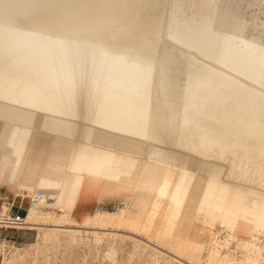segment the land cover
I'll return each instance as SVG.
<instances>
[{"label":"rangeland","instance_id":"1","mask_svg":"<svg viewBox=\"0 0 264 264\" xmlns=\"http://www.w3.org/2000/svg\"><path fill=\"white\" fill-rule=\"evenodd\" d=\"M27 17L41 18L20 31L21 39L16 36L10 45L0 49L1 64L22 59L30 64L42 61L45 67L70 69L79 78L108 82L119 89L129 80L136 83L160 78L163 58L179 54L173 43L188 40L189 46L200 47L226 32L259 38L264 34V0H0V23L15 20L11 28L19 30ZM224 20V26L220 25ZM168 25L174 33L172 44L161 43ZM175 65L174 74L180 69L178 62ZM69 76L70 73L60 75ZM179 77L175 81H180ZM205 77L201 75L193 83L190 78L184 79L189 84L188 92L194 91ZM219 81L223 83L222 78ZM226 89L224 83L208 87L198 104L205 108L215 98L221 100L211 108L220 113L214 126L221 132L227 122L242 118L245 109L241 99H221ZM255 115L247 124L264 119L261 114ZM244 124L235 122L231 129H241ZM250 137L256 139L255 135ZM54 153L57 159L64 160L63 164L70 159L69 151L54 148L47 160L57 162L51 157ZM63 164L59 169L66 167ZM52 166L50 162L42 165L35 181L6 171L14 185L15 202L26 210L28 204L30 207L21 222L11 225H34L35 229L22 233L32 237L30 241L0 238V264H264V214L259 219L251 216L246 223L232 217L238 208L240 216H250L252 203L264 200V190L250 182L238 184L220 179L216 173L223 168L207 174L205 180L207 185L220 180L222 191L215 203L214 194L208 195L206 188L198 190L203 178L195 174V189L190 182L174 201L153 192L134 191L124 183L107 185L104 181L99 188V179L96 186L78 192L67 203L56 204L57 194L48 189L46 200L35 205L31 197L35 192L43 196L42 188L62 183L59 180L51 184L46 179L44 171ZM5 199L11 201L9 197ZM5 205L2 203L0 218L5 217ZM197 207L217 212L221 221ZM31 213L36 214L32 222L27 220ZM102 213L111 214L113 220L100 228L91 221Z\"/></svg>","mask_w":264,"mask_h":264},{"label":"bare ground","instance_id":"2","mask_svg":"<svg viewBox=\"0 0 264 264\" xmlns=\"http://www.w3.org/2000/svg\"><path fill=\"white\" fill-rule=\"evenodd\" d=\"M36 18H25L19 30L11 28L15 20L0 23V49L16 36L21 39L20 31L41 17ZM225 21L220 25L224 26ZM161 38V43L172 42L174 33L169 25ZM173 45L179 54L163 58L160 78L136 83L129 80L123 89L89 77L79 78L70 69L45 67L42 61L0 63V175L15 171L35 181L41 166L50 162L53 166L44 171L46 179L51 184L59 180L62 183L42 188L44 195L32 198L35 205L46 200L48 189L57 194L56 204L67 203L78 192L92 189L99 179V188L104 181L107 185L124 183L134 191L153 192L174 201L195 176L180 163L188 153L204 160L202 171L206 176L228 162L227 176L238 172V184L250 182L264 190V119L247 124L256 113L264 118V39L226 32L208 46H189L188 40ZM176 62L180 69L174 74ZM65 73L70 76L61 78ZM201 75L206 80L188 92L189 84L184 79L190 78L193 83ZM178 77L181 80L175 81ZM220 78L227 87L221 99H241L245 107L242 118L227 122L224 132L214 126L220 113L211 109L221 100L215 98L205 108L198 106L204 97L202 92L223 84ZM238 121L246 125L232 130ZM54 148L69 151L65 168L59 169L64 160L57 159L56 153L51 157L57 162L47 160ZM198 176L202 178V174ZM202 182L206 193L215 195L212 202H218L220 180L209 181L208 185L205 181L199 184ZM191 186L195 189V183ZM252 206L250 216H240L238 208L232 217L244 223L251 216L262 217L264 200ZM35 216L31 213L27 220L32 222ZM110 220L111 214L102 213L91 223L101 228Z\"/></svg>","mask_w":264,"mask_h":264},{"label":"crops","instance_id":"3","mask_svg":"<svg viewBox=\"0 0 264 264\" xmlns=\"http://www.w3.org/2000/svg\"><path fill=\"white\" fill-rule=\"evenodd\" d=\"M262 38L264 39V35L262 34ZM194 157V156H193ZM190 156V154L185 155V160H181L182 165H186L193 173L195 174H202V181L206 180V175L203 174V163L204 160L200 158H193ZM227 165H224L223 171L216 173V175H219V178L226 181L231 182H241V180L238 178L239 173L235 172L233 176H227L228 169L230 163L226 162ZM226 167V169H225ZM198 169V172L196 173L195 170ZM225 175V176H224ZM203 183V182H202ZM202 183L198 185V190L200 191L202 188ZM13 182L8 177V172L4 173L3 175H0V210L2 208V203H6V209H5V217L0 218V238L5 239H11L16 242H23V241H30L32 240V237L28 235H23L24 232H33L35 229V226L32 225L31 227H14L9 223V219L19 215L20 217L25 218L28 215L29 212V204L27 206V210L25 207L21 206L20 203L15 202V196L16 194L13 193L12 187ZM21 187H16L17 190H20ZM5 197L11 198V201L6 200ZM198 202L200 199V193H198ZM199 210H202L210 215L213 216L215 219H219L218 213L215 211H210L205 208L197 207ZM221 221V220H220ZM14 232V233H13Z\"/></svg>","mask_w":264,"mask_h":264},{"label":"built area","instance_id":"4","mask_svg":"<svg viewBox=\"0 0 264 264\" xmlns=\"http://www.w3.org/2000/svg\"><path fill=\"white\" fill-rule=\"evenodd\" d=\"M39 196H40V193L35 192L31 197L32 198H38ZM20 219H21V217L19 215H16V216L9 219V223L11 224V223L21 222Z\"/></svg>","mask_w":264,"mask_h":264}]
</instances>
